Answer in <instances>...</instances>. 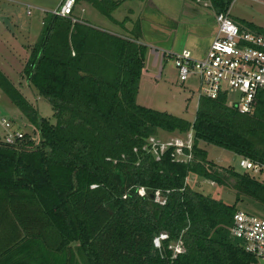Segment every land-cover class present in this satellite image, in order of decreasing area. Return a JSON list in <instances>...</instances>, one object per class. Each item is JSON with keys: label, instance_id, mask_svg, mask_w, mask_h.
Returning <instances> with one entry per match:
<instances>
[{"label": "trees", "instance_id": "trees-1", "mask_svg": "<svg viewBox=\"0 0 264 264\" xmlns=\"http://www.w3.org/2000/svg\"><path fill=\"white\" fill-rule=\"evenodd\" d=\"M122 1L75 4L91 5L124 30L128 17L115 21L111 15ZM209 1L215 14L227 12L232 2ZM74 9L71 16L77 18ZM237 23L264 35V28L252 22ZM142 29L141 19L131 30L117 32L45 14L22 71L36 97L50 103L53 121L40 116L0 70L1 92L39 136L35 141L23 134L13 144L0 138V264L255 261L229 229L241 194L264 208V182L246 171L216 166L201 143L264 166V89L250 113L229 106L224 95L201 96L193 121L140 105ZM159 130L184 138L191 132V161L174 160L173 147L159 159L143 150ZM190 175L222 186L232 180L235 201L194 189L186 181ZM141 187L144 195L138 193ZM156 191L164 204L150 197ZM176 244L181 252L174 251Z\"/></svg>", "mask_w": 264, "mask_h": 264}, {"label": "rangeland", "instance_id": "rangeland-1", "mask_svg": "<svg viewBox=\"0 0 264 264\" xmlns=\"http://www.w3.org/2000/svg\"><path fill=\"white\" fill-rule=\"evenodd\" d=\"M58 0H0V28L18 33L17 25L26 19L27 4L33 16L48 13L47 10L53 8ZM119 5L116 13L118 17L124 19L129 16L134 22H124L129 27L141 20L144 38L140 42L147 48L145 69L141 74L136 101L138 104L160 111H166L173 115L193 121L198 101V87L195 79H188L184 83L177 80L176 69L171 59L157 56L156 64L149 54L151 47H158L161 50L178 51L183 48L190 49L193 54H201L207 49L212 39V31L215 28V12L210 7L209 0H124ZM75 4V13H81V9L86 11H96L88 5ZM36 6L45 8L40 11ZM124 11H120V9ZM125 8L126 12L125 13ZM194 8V9H192ZM131 10V11H130ZM213 12H212V11ZM97 14V13H96ZM99 14V13H98ZM231 14L240 16L246 20L254 22L256 25L264 27V0H236L231 5ZM100 15V14H99ZM101 16V15H100ZM138 16V17H137ZM102 17V16H101ZM149 17L154 21L147 20ZM121 19V20H122ZM104 22V21H102ZM109 22V20H105ZM104 22V23H105ZM94 23V22H93ZM101 24V23H100ZM157 25V26H155ZM112 30L122 32L120 25H107ZM8 32V31H7ZM10 33V32H9ZM189 33V34H188ZM1 39V38H0ZM24 45L26 42L20 35L17 42ZM12 40L0 41V66L14 80L15 84L22 89L25 97L33 103L39 115L53 121V109L50 103L43 97H36L25 84L27 82L23 74V66L27 60L31 47H11ZM3 45V46H2ZM25 46V45H24ZM31 46V45H30ZM1 68V67H0ZM18 81V82H17ZM230 96L228 100H232ZM5 117L11 120L12 129H21L22 134L29 135L35 141L39 140L37 129L30 123L20 110L5 96L0 90V118ZM4 132L0 124V138ZM184 137L178 133H166L159 130L154 136L159 141L169 137ZM186 137V136H185ZM201 147L207 151L208 160L214 162L218 167H232L234 170L246 171L239 166L241 156L224 148L201 143ZM257 180L264 182V168L259 173L246 171ZM194 184V189L209 193L213 197L233 203L236 198V190L233 182H227L228 186L216 185L209 180H203L190 175L187 180ZM237 210L246 211L260 218H264V208L261 204L250 197L241 194L237 203ZM158 245V243H156ZM79 262V258H76Z\"/></svg>", "mask_w": 264, "mask_h": 264}, {"label": "built area", "instance_id": "built-area-1", "mask_svg": "<svg viewBox=\"0 0 264 264\" xmlns=\"http://www.w3.org/2000/svg\"><path fill=\"white\" fill-rule=\"evenodd\" d=\"M74 6L75 0H62L50 13L78 21L71 16ZM214 18L215 32L203 55L193 54L187 48L178 51L165 50L163 55L172 60L180 83L190 78L195 79L198 98L203 96L213 99L224 95L229 106H234L240 113H250L257 93L264 89V35L242 28L231 18L228 11L216 13ZM230 96L233 97L232 100H228ZM0 124L4 128L5 143L13 144L23 137L21 130H12V123L5 117L0 118ZM169 147H173L174 160L190 162L191 132L185 138L172 137L162 141L150 136L142 149L159 159ZM184 149H187V152ZM239 166L254 173H259L264 168L246 157L240 158ZM138 193L144 195L145 189L139 188ZM153 196L156 202L165 203V198L159 191ZM229 235L255 260H264V218L237 210L232 216ZM165 237V234L161 235V238ZM174 251L181 252V245L176 244Z\"/></svg>", "mask_w": 264, "mask_h": 264}, {"label": "crops", "instance_id": "crops-1", "mask_svg": "<svg viewBox=\"0 0 264 264\" xmlns=\"http://www.w3.org/2000/svg\"><path fill=\"white\" fill-rule=\"evenodd\" d=\"M62 0H58L57 1V3L55 4V6L53 7V8H50L49 10H47V12H50L51 10H53L54 8H56L57 7V5L61 2ZM140 1V0H139ZM236 0H232V2L230 3V6H229V9H228V12H229V15L231 16V18L235 21V22H239L240 20H245V21H249V20H246V19H244V18H242V17H240V16H235V15H232L231 14V5H232V3L233 2H235ZM123 3V2H122ZM121 3V4H122ZM142 3H145V0H142ZM82 5H84V7H88V5L89 4H87V3H82ZM81 5V6H82ZM27 6V9H26V19L23 21V22H21V23H19L18 25H17V27H18V33H15V32H13L12 30L11 31H9V30H7L6 28L4 29V30H2L1 28H0V41H1V43H2V41H6V39H11L12 40V42L13 43H11V47H14V48H16V47H32L36 42H37V40H38V38H39V36H40V33H41V30H42V28H43V18H44V16H45V14H43V15H40V16H38V17H36L35 18V16H33V14H32V12H31V10H30V8L32 7V6H30L29 4H27L26 5ZM91 6V5H90ZM121 6V5H120ZM86 7V8H87ZM92 7V6H91ZM36 8H40V6H36ZM94 9V8H93ZM192 9H194V8H192ZM28 10H30V13H28ZM40 11H46V9L45 8H40L39 9ZM95 11H96V13L95 12H93V11H86L85 9H81V13H78L77 14V18L76 19H78V21L79 22H83V20H87V21H89L91 24H93L94 26H96V27H98V28H100V29H110L109 27H107V25H109L110 23L112 24V26H117L115 23H112L107 17H105V16H103V15H101L96 9H94ZM117 10H119L118 8L116 9V10H114L112 13H111V15H112V18L115 20V21H121V19L122 18H120V17H118L116 14L114 15V13H116V11ZM124 11V9L122 8V9H120V11ZM128 10V9H127ZM126 8H125V12H124V14L123 15H125V13H127L126 11ZM131 11V10H130ZM212 11V10H211ZM213 12V11H212ZM102 16H100L99 14ZM127 14H129V13H127ZM1 15V14H0ZM128 17V20H126V22H134V20H132V18L131 17H129V16H127ZM138 17V16H137ZM105 20H109V22H105ZM142 20V19H141ZM147 20H150V21H154V18H151V17H149V19H147ZM102 21H104V22H102ZM94 22V23H93ZM125 22V23H126ZM154 22H158L157 20H155ZM249 22H252V21H249ZM101 23V24H100ZM252 23H254V22H252ZM142 24V23H141ZM255 24V23H254ZM1 26V25H0ZM155 26H157V25H155ZM258 26H260V25H258ZM260 27H263V26H260ZM133 28V24H132V26L131 27H129V25L128 24H124V30H122V32H126L127 30H131ZM264 28V27H263ZM110 30H112V29H110ZM8 31V32H7ZM10 32V33H9ZM214 32H215V28H214V30L212 31V37H213V34H214ZM189 34V33H188ZM22 36L23 38H24V41L26 42L24 45H22V43H20L19 41L17 42V38L19 37V36ZM143 39V38H142ZM211 41V40H210ZM209 44H210V42H209ZM31 45V46H30ZM3 46V45H2ZM208 47H209V45H208ZM208 47H207V49H208ZM147 48L148 47H146V50H147ZM206 49V50H207ZM160 49H158V47H151V49L149 50V54L152 56V58H153V60H154V64H156V59H157V56L158 55H160L161 57H163V58H166L164 55H163V51H165V50H167V49H165V50H161V52L159 51ZM190 50V49H189ZM205 50V51H206ZM146 53H147V51H146ZM146 53H145V59H146ZM204 54V52L203 53H201V54H197V55H203ZM29 55V54H28ZM28 57V56H27ZM145 59H144V65H145ZM1 68H0V70L11 80V82L14 84V85H16L15 84V82H14V80L9 76V74L8 73H6L5 72V70L2 68V66H0ZM144 70H147L148 71V69H145V66H144V68H143V71ZM143 71H142V73H143ZM18 82V81H17ZM22 85L23 84H25L28 88H29V90L32 92V94H34V91H32V88L30 87V86H28V84H27V82H25V83H21ZM17 86V85H16ZM17 88H19V90H20V92L22 93V89H21V87H19V85L17 86ZM23 94V93H22ZM24 95V94H23ZM25 96V95H24ZM250 264H264V260H255L254 262H252V263H250Z\"/></svg>", "mask_w": 264, "mask_h": 264}, {"label": "water", "instance_id": "water-1", "mask_svg": "<svg viewBox=\"0 0 264 264\" xmlns=\"http://www.w3.org/2000/svg\"><path fill=\"white\" fill-rule=\"evenodd\" d=\"M215 28H216V25H215ZM150 197L152 198L153 197V194H150Z\"/></svg>", "mask_w": 264, "mask_h": 264}]
</instances>
